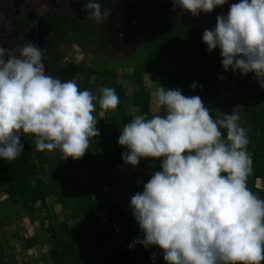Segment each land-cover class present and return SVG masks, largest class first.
<instances>
[{"label": "clouds", "instance_id": "clouds-1", "mask_svg": "<svg viewBox=\"0 0 264 264\" xmlns=\"http://www.w3.org/2000/svg\"><path fill=\"white\" fill-rule=\"evenodd\" d=\"M226 3L174 0L173 8L198 16ZM84 8L96 25L110 15L97 0ZM202 41L209 53L219 48L224 71L253 73L264 88V0L232 4ZM45 53L32 42L18 51L0 46V160L12 162L23 153L22 133L36 137L38 151L59 150L60 160H78L99 135L97 101L105 112L120 102L112 87L97 97L75 80L48 74ZM155 104L163 115L135 116L118 138L125 165L151 158L161 167L130 200L143 238L129 248L156 246L166 264H262L264 199L247 186L252 160L240 113L214 119L199 95L162 86Z\"/></svg>", "mask_w": 264, "mask_h": 264}, {"label": "trees", "instance_id": "trees-1", "mask_svg": "<svg viewBox=\"0 0 264 264\" xmlns=\"http://www.w3.org/2000/svg\"><path fill=\"white\" fill-rule=\"evenodd\" d=\"M212 28L214 26L208 29ZM71 32L66 39L80 47L82 41L93 38V33L87 30L78 32L73 29ZM202 35L194 37L173 29L159 40L147 38L144 41L142 58L128 65L132 69L128 79L135 87L130 100L138 109L137 115L152 117L150 92L143 86L144 76H147L153 90L162 86L182 89L189 96L199 95L214 119L223 118L220 82L227 72L222 67L219 48L209 53ZM64 71L65 76L75 80L80 90L87 89L97 96L102 94L99 88H114L120 101L115 109L118 121L114 124L113 136H110L106 125L109 117L103 120L96 117L99 135L90 138L88 151L78 160H60L59 150H33L32 139L23 135V153L12 162L0 160V184L6 195L0 206L3 209L6 204L12 208L20 206L26 212L30 226L37 222L41 230V235L20 239L17 247L26 253L41 245L40 264H94L97 252L101 255V264H166L162 250L156 246L145 249L136 244L129 248L132 241L143 238L142 233L132 210L127 212L129 218L121 215L124 205L112 203L103 187L104 181L111 184L119 180L111 175L115 168L125 165L121 158L125 149L118 144V138L124 125L137 116L123 112L124 103L129 99L127 83L117 82L115 71L103 64L86 67L71 62ZM256 81L252 74L242 75L236 80L235 90L245 93L255 86ZM193 82L197 83L195 89L191 88ZM261 97H264L262 87ZM243 111L249 137L247 150L252 160L247 186L264 199V105L248 103ZM163 114L164 111L159 109L158 115ZM135 167L130 166L131 176L124 175V182L146 184L156 171L161 170L159 159H141L137 165L142 172L139 180ZM79 169L94 171L96 179L83 186L75 185L73 181L77 180ZM66 170L71 173L66 174ZM55 204L60 205V212L55 210ZM116 240H121L127 250L123 251L121 245H113ZM9 243L0 240V264H16L8 254Z\"/></svg>", "mask_w": 264, "mask_h": 264}, {"label": "flooded vegetation", "instance_id": "flooded-vegetation-1", "mask_svg": "<svg viewBox=\"0 0 264 264\" xmlns=\"http://www.w3.org/2000/svg\"><path fill=\"white\" fill-rule=\"evenodd\" d=\"M227 1L230 5L239 2ZM87 2L0 0V46L6 51H18L26 42H32L46 50L44 64L48 74L73 80L65 76L64 71L72 61L60 55H64L66 47L73 46L91 57H101L96 59V65H107V68L119 63L129 65L131 57L143 48L147 38L159 40L173 29L200 37L210 26L215 27L217 16H226L222 14L224 5L210 13L193 16L182 13L179 7L173 8L174 0H127L125 3L122 0H97L102 11L107 9L110 15L96 25L88 20L91 10L84 8ZM73 29L90 31L93 38L82 41L80 47L66 39Z\"/></svg>", "mask_w": 264, "mask_h": 264}, {"label": "rangeland", "instance_id": "rangeland-1", "mask_svg": "<svg viewBox=\"0 0 264 264\" xmlns=\"http://www.w3.org/2000/svg\"><path fill=\"white\" fill-rule=\"evenodd\" d=\"M230 3L227 1L223 6V13L227 15ZM64 56L67 57L68 60H71L77 65H83L86 67H96L95 64L96 59L101 58L98 56L91 57L90 55H86V53H82L77 50L73 46L66 47L64 49ZM113 56H110L112 58ZM142 58L141 50H137L135 55L131 57V62H137ZM107 68V65L105 66ZM109 68L115 71L117 76V82H126L127 83V94L129 99L125 101L123 112L126 114H130L132 116L137 115L138 109L134 108L131 104V95L134 91V85L128 77L130 76L132 69L128 65H124L123 63L110 65ZM107 68V69H109ZM252 74L253 80H255V76ZM242 76L239 71L233 73L232 71H227L224 75L222 81L220 82V98L223 104L224 113L231 114L232 111L240 113V124L246 128V122L244 120L245 113L243 111L244 105L248 103L254 104H262L264 105V97H261V86L256 81L255 86L249 88L245 93H237L236 92V80L238 77ZM128 79V80H127ZM143 86L146 91L150 92V112L151 115H158V109L155 104V93L156 90L152 89V83L147 79V76H144ZM102 92V88L98 89ZM96 95V94H94ZM97 96V95H96ZM99 97V96H97ZM95 116L99 120H103L104 118H108L106 125L108 126V132L110 136H113L114 124L118 121L117 113L115 110H108L105 112L101 109L99 102L97 101V108L95 111ZM111 118V119H110ZM26 138L32 139V149H36V137L33 134H21ZM137 169V166L135 167ZM137 179H141V170L137 169ZM66 174H70L71 170H66ZM125 173V174H124ZM77 180L73 181V183L77 186H83L86 183L92 182L96 179V173L87 169H79L77 172ZM111 175H115L118 177V181L114 183H108L106 181L103 182V187L105 191H107L110 195L112 203H121L124 205L121 215L126 216L128 210L130 209V200L137 193L142 192L144 185L141 182L134 184L131 182H124L122 180L123 176L126 175L128 177L131 176L130 166L124 165L122 168H115ZM138 180V181H139ZM6 198L5 193H3V187L0 184V201H4ZM53 201L50 200V203ZM49 203V202H48ZM49 203V204H50ZM55 210L60 212V205L55 204ZM5 215V217H4ZM128 216V215H127ZM129 218V216H128ZM73 223V222H72ZM69 225H72L71 223ZM41 235L40 225L39 223H33V226H30L29 218L26 215V212L20 207L15 206L12 208L10 204H6L4 209L0 206V240L6 243L10 242V248L8 250V254L12 256L16 262V264H40L41 263V245L36 246L32 250H28L25 252H20V249L17 247L20 239H26L31 235ZM17 235V236H16ZM113 245L118 246L121 245L123 251H126L127 248L124 246L121 240L114 241ZM153 247V246H152ZM25 253V254H24ZM92 255V259H93ZM101 255L99 252L96 253V258L93 259L94 264H101Z\"/></svg>", "mask_w": 264, "mask_h": 264}, {"label": "water", "instance_id": "water-1", "mask_svg": "<svg viewBox=\"0 0 264 264\" xmlns=\"http://www.w3.org/2000/svg\"><path fill=\"white\" fill-rule=\"evenodd\" d=\"M124 3L127 2V0H122Z\"/></svg>", "mask_w": 264, "mask_h": 264}]
</instances>
